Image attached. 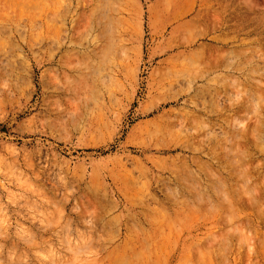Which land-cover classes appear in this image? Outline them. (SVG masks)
Returning <instances> with one entry per match:
<instances>
[{
	"label": "rangeland",
	"instance_id": "374dc122",
	"mask_svg": "<svg viewBox=\"0 0 264 264\" xmlns=\"http://www.w3.org/2000/svg\"><path fill=\"white\" fill-rule=\"evenodd\" d=\"M0 29V264H264V0H0Z\"/></svg>",
	"mask_w": 264,
	"mask_h": 264
},
{
	"label": "bare ground",
	"instance_id": "6f19581e",
	"mask_svg": "<svg viewBox=\"0 0 264 264\" xmlns=\"http://www.w3.org/2000/svg\"><path fill=\"white\" fill-rule=\"evenodd\" d=\"M37 1H38V0H37ZM21 3H22V2H21ZM33 4H34V3H33ZM35 4H36V3H35ZM25 6H26V5H25ZM36 6H37V5H36ZM32 7H33V6H32ZM21 8H22V7H21ZM35 8H36V7H35ZM19 13H20V12H19ZM21 13H22V12H21ZM21 18H22V17H21ZM1 29H2V28H1ZM1 29H0V30H1ZM2 31H3V29H2ZM7 31H8V30H7ZM8 32H9V31H8ZM20 34H21V33H20ZM36 35H37V34H36ZM0 40H1V39H0ZM33 40H34V39H33ZM0 43H1V44H2V43L4 44L3 41H2V42L0 41ZM3 44H2V46H1L2 48L4 47ZM4 45H5V44H4ZM3 51H4V50H3ZM7 51H8V50H7ZM7 54H8V53H7ZM2 57H3V56H2ZM6 62H7V61H6ZM6 62H3V63L6 64ZM8 62H9V61H8ZM10 63H11V62H10ZM5 64H4V65H5ZM13 65H14V64H13ZM13 65H12V66H13ZM7 67H8V66H7ZM5 69H6V68H5ZM6 70H7V69H6ZM22 78H23V77H22ZM196 119H197V118H196ZM123 263H124V262H123ZM125 264H126V263H125Z\"/></svg>",
	"mask_w": 264,
	"mask_h": 264
}]
</instances>
